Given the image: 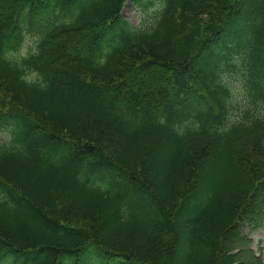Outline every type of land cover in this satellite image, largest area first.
Listing matches in <instances>:
<instances>
[{"label": "trees", "instance_id": "1", "mask_svg": "<svg viewBox=\"0 0 264 264\" xmlns=\"http://www.w3.org/2000/svg\"><path fill=\"white\" fill-rule=\"evenodd\" d=\"M125 1L0 0V264H262L264 0Z\"/></svg>", "mask_w": 264, "mask_h": 264}, {"label": "rangeland", "instance_id": "2", "mask_svg": "<svg viewBox=\"0 0 264 264\" xmlns=\"http://www.w3.org/2000/svg\"><path fill=\"white\" fill-rule=\"evenodd\" d=\"M159 4H156L155 6H152L148 10V14L142 13L139 9L134 7L133 3L130 0H126L121 14L127 18L130 22L133 24H139L145 20H150L151 13L154 11L156 7H158ZM33 36H28L21 48L19 49V53H25L30 47L33 46ZM233 86V101L237 105L242 104V92L240 90L238 82H234ZM0 112H12V113H19L20 109L17 107L16 104H14L10 99L2 96L0 94ZM8 138V133L6 130L0 131V142H4ZM242 231L251 238V247L256 251V253H259L261 258L258 260L264 264V223L263 225L258 229H250L248 226H244L242 228ZM2 264H7V262L3 261Z\"/></svg>", "mask_w": 264, "mask_h": 264}]
</instances>
